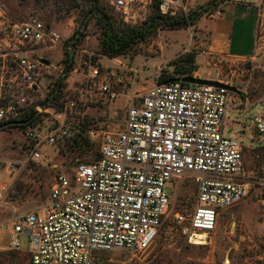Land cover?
Returning <instances> with one entry per match:
<instances>
[{
    "label": "rangeland",
    "instance_id": "obj_1",
    "mask_svg": "<svg viewBox=\"0 0 264 264\" xmlns=\"http://www.w3.org/2000/svg\"><path fill=\"white\" fill-rule=\"evenodd\" d=\"M229 1L196 0L188 4L190 24L170 26L172 18L181 15L160 17L157 0L136 2L128 21L107 0H0V30L39 19L59 36L58 47L41 44L34 54L48 63H42L40 87L32 94L42 111L27 125L43 137L63 120L69 132L53 144H41V156L32 160L25 126L0 125V184L9 186L0 207V264H29L28 234H19V249L7 247L13 214L45 204L55 173L68 171L76 158H95L100 142L122 129L131 100L141 97L159 75L167 79L181 74L216 80L239 90L230 95V106L239 113L227 110L224 134L240 141L247 193L220 210L213 231L204 232V237L196 232L189 238L191 232H183L173 217L175 212L187 215L193 204L195 184L190 176L182 175L166 187L170 208L150 246L139 252L103 251L100 257L106 264H264V135L254 129L250 117L264 103V0H258V40L251 58L220 55L204 64L194 59L199 49L195 47L199 40L197 19ZM96 9L111 22V29H102ZM112 31L117 36L132 35L115 56L100 47L104 32ZM92 66L107 73L104 82L113 96L98 93V82L88 77ZM67 98L79 102L86 112L83 120L63 114ZM231 115L236 123L227 119ZM92 129L97 134L93 140L88 136ZM11 164H16L14 171Z\"/></svg>",
    "mask_w": 264,
    "mask_h": 264
},
{
    "label": "built area",
    "instance_id": "obj_2",
    "mask_svg": "<svg viewBox=\"0 0 264 264\" xmlns=\"http://www.w3.org/2000/svg\"><path fill=\"white\" fill-rule=\"evenodd\" d=\"M107 1L128 21L139 0ZM195 1L157 0V11L186 16L188 4ZM210 14L220 16L221 8ZM58 42L59 36L39 19L0 30V125L25 126L32 160L41 156V144L69 134L63 120L43 137L27 125L42 111L32 94L40 87L44 65L34 54L41 44L58 47ZM106 74L92 66L88 77L98 82L99 94L113 96L104 82ZM230 95L221 87L157 78L141 97L131 100L122 129L100 142L95 158H76L68 171L55 173L45 204L13 214L7 247L19 249V234H28L29 264H106L100 257L103 251L145 250L168 214L166 187L182 175L190 176L195 194L190 212H175V222L183 232H191L189 238L213 231L220 210L247 193L240 141L224 134ZM85 113L76 99L67 98L66 117L83 120ZM250 117L254 129L264 135V103ZM88 136L95 139L96 131ZM15 168L10 165L11 171ZM8 188L0 184V207Z\"/></svg>",
    "mask_w": 264,
    "mask_h": 264
},
{
    "label": "crops",
    "instance_id": "obj_3",
    "mask_svg": "<svg viewBox=\"0 0 264 264\" xmlns=\"http://www.w3.org/2000/svg\"><path fill=\"white\" fill-rule=\"evenodd\" d=\"M259 15L258 0H232L222 6L220 16L210 13L200 16L196 21L199 40L195 47L199 49L194 55L195 62L204 64L220 55L251 58L257 48ZM179 76L186 75H176ZM228 110L234 115L239 113L236 107ZM240 113L243 115L245 111ZM234 117L227 119L235 122Z\"/></svg>",
    "mask_w": 264,
    "mask_h": 264
},
{
    "label": "trees",
    "instance_id": "obj_4",
    "mask_svg": "<svg viewBox=\"0 0 264 264\" xmlns=\"http://www.w3.org/2000/svg\"><path fill=\"white\" fill-rule=\"evenodd\" d=\"M96 13L98 16L97 19L100 21L102 25V29L112 28L111 22L107 19V17L101 13L98 9H96ZM160 17H170L159 14ZM171 18V17H170ZM173 20L168 23L170 26H177V25H189L190 24V18L189 13L186 16H180L178 18H172ZM104 27V28H103ZM132 38V35H130L129 32L125 34L124 36H117V33L115 31H112L110 34H106L104 32V38L101 40L100 47L103 51L107 52L111 56H115L118 54L119 50L121 48H124L127 46L129 40ZM182 75V74H181ZM170 79H173V77L162 79L161 75L158 76V81H168ZM33 112H31L27 118H29L32 115Z\"/></svg>",
    "mask_w": 264,
    "mask_h": 264
},
{
    "label": "water",
    "instance_id": "obj_5",
    "mask_svg": "<svg viewBox=\"0 0 264 264\" xmlns=\"http://www.w3.org/2000/svg\"><path fill=\"white\" fill-rule=\"evenodd\" d=\"M40 61L42 63H45V64L48 63V60H46V59L40 58ZM170 80L183 81V82H186V83L191 84V85H210V86H214V87H221V88H224V89L231 91V92H234V93H237L239 91L234 86L224 84V83H221L219 81L211 80V79L196 78V77H192V76H179V77H175V78L170 79ZM27 121H29V120H27Z\"/></svg>",
    "mask_w": 264,
    "mask_h": 264
},
{
    "label": "bare ground",
    "instance_id": "obj_6",
    "mask_svg": "<svg viewBox=\"0 0 264 264\" xmlns=\"http://www.w3.org/2000/svg\"><path fill=\"white\" fill-rule=\"evenodd\" d=\"M200 237H204L205 236V233L204 232H200V234H198ZM193 236H196V232H195V235H193ZM200 242V241H199ZM201 242H203V241H201Z\"/></svg>",
    "mask_w": 264,
    "mask_h": 264
}]
</instances>
